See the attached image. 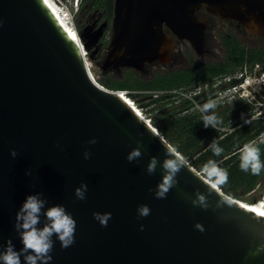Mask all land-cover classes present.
I'll use <instances>...</instances> for the list:
<instances>
[{
    "label": "water",
    "instance_id": "obj_1",
    "mask_svg": "<svg viewBox=\"0 0 264 264\" xmlns=\"http://www.w3.org/2000/svg\"><path fill=\"white\" fill-rule=\"evenodd\" d=\"M203 9L264 39V0H115L102 70L167 66L178 41L204 56ZM0 20V246L11 239L21 247L15 213L28 194L43 192L50 206L64 205L76 220L74 244L62 249L57 242L51 264H264V252L249 255L264 246V210H250L219 186L208 195L207 210L193 207L194 193L207 195L209 185L189 163L165 199L149 192L161 180L159 167L146 174L149 159L162 161L174 148L123 92L91 77L80 49L44 0H0ZM107 28L108 22L95 35L78 31L91 61ZM92 138L94 145L87 143ZM137 140L142 156L129 163ZM81 182L88 185L83 201L74 196ZM225 197L230 203L215 208ZM261 200L264 194L254 204ZM141 204L151 212L138 219ZM94 212L111 213L106 227ZM197 223L203 232L194 228Z\"/></svg>",
    "mask_w": 264,
    "mask_h": 264
},
{
    "label": "trees",
    "instance_id": "obj_2",
    "mask_svg": "<svg viewBox=\"0 0 264 264\" xmlns=\"http://www.w3.org/2000/svg\"><path fill=\"white\" fill-rule=\"evenodd\" d=\"M114 1L83 0L82 6L93 5V9H99L105 17L111 18ZM222 40L227 53L223 63L192 61L189 69L156 72L149 79L129 70L124 81L99 79L98 83L112 91L156 95L154 103L165 109H161L160 114L151 120L153 127L197 171L208 160H216L228 172L227 183L219 188L226 195L249 202L254 193L264 194V171L259 175L242 171L239 167L240 149L249 142H255L264 160V115L256 117L254 104L238 98L210 110L217 114L220 123L215 129L205 128L202 114L197 109L204 93L192 95V92L199 85H212L219 79L242 73L246 66H250L252 71L255 65H264V49H247L232 34L223 36ZM189 95L190 98L187 97ZM242 115L249 123L244 124ZM214 139L223 149L219 156L209 148Z\"/></svg>",
    "mask_w": 264,
    "mask_h": 264
},
{
    "label": "clouds",
    "instance_id": "obj_3",
    "mask_svg": "<svg viewBox=\"0 0 264 264\" xmlns=\"http://www.w3.org/2000/svg\"><path fill=\"white\" fill-rule=\"evenodd\" d=\"M3 26V21L0 20V27ZM199 112L202 114V122L205 128L215 129L220 123L217 114L210 111L216 108V101L209 100L202 105H197ZM244 124L249 123L244 116H241ZM88 144L94 145L97 143L95 138L87 141ZM136 147L133 148L126 156L129 163L139 161L142 156L141 149L143 142L136 141ZM59 146V145H57ZM209 148L214 155L219 156L223 149L214 139ZM18 152L15 149L10 150V156L16 158ZM91 153L84 151L83 158L90 159ZM188 165V161L182 155L176 153L175 149L170 152L166 150L165 158L161 161L153 156L149 159L145 172L147 175L155 174L159 167L161 171V180L156 187L149 188V192L154 194L156 199H165L169 191L178 184V173ZM239 167L244 172H250L253 175H259L264 171V160L261 159V150L255 142H249L240 149ZM196 171V170H193ZM25 175H30L26 171ZM197 177L207 185H209L208 194L196 191L195 198L191 200L193 207H199L207 210L210 207L208 195H211L212 189H217L218 186L224 185L228 181V172L221 168L216 160H208L198 171ZM88 185L81 182L79 187L75 188L74 196L77 200L83 201L86 199ZM227 201L219 200L215 204V208H220ZM230 203V201H227ZM151 209L146 204H141L137 207V217L142 219L150 215ZM264 215V212L261 213ZM93 218L100 226L106 227L111 219V213L94 212ZM143 225L140 230L143 231ZM194 228L200 232L204 231L201 224L197 223ZM13 230L16 232L21 247L17 250L16 245L11 239H8L0 246V264H51L53 259L52 252L54 246L59 242L62 249H67L75 242L76 220L73 215L62 204L49 205L48 199L43 192H33L28 194L15 213ZM260 252H264V246L252 252L250 256H257ZM248 257H245L247 260Z\"/></svg>",
    "mask_w": 264,
    "mask_h": 264
},
{
    "label": "rangeland",
    "instance_id": "obj_4",
    "mask_svg": "<svg viewBox=\"0 0 264 264\" xmlns=\"http://www.w3.org/2000/svg\"><path fill=\"white\" fill-rule=\"evenodd\" d=\"M67 6L68 9L73 13L74 15V23L76 29L78 28V22L81 21L82 17L80 15V11L82 8V4L80 6V10L78 14H75L73 12V6L70 4L72 0H63ZM83 1V0H82ZM57 3V2H56ZM58 4V3H57ZM66 11V9H64ZM234 32V35L237 40L240 42V44L247 48V49H264V39L250 35L246 32L239 31L234 29L232 27V24L225 23L224 25H220L218 29L215 30V33L212 35V38L209 40L208 45L206 47L207 52L204 54V56L200 57L198 56L195 51L192 49L191 45L184 44L181 48V53L185 55V57H181L174 63L172 66L175 70L185 69L192 65V61H199L206 64H220L225 61L226 58V49L223 45L222 37L228 34H232ZM79 34V32H78ZM83 44V42H82ZM89 56L90 53L88 52ZM92 66V73L98 82L99 79H105L112 82L116 81H124V79L127 76V73L129 72V69L127 70H121L120 72L114 71V70H102V66L104 63V60H94L91 61ZM250 69V68H249ZM264 72V65L260 64L259 67L255 65V69L251 72H249V78L247 79L246 75H244V79H246L244 82H247L248 84H252V87H247L245 84V93L251 94L250 100L248 102H252L255 107V113L256 117H259L260 115H263L264 113V85H257L258 77L260 74ZM130 73V72H129ZM245 74V72L243 71ZM140 74V77L150 78L152 75L151 73H147L145 75ZM242 73H237L234 76H228L223 79H219L215 81L212 85H199L196 87L194 92H192V95L204 93V96L201 99V104L209 101V100H215L216 101V108L220 105H224L227 103H230L236 99H238L237 94L235 91L230 89L233 82L236 83L241 81L243 78L241 77ZM234 79V81H233ZM130 93L129 96L124 95L125 99L132 104L134 109L142 116L145 120L147 119H154L160 114L161 109H165V107H161L159 104H155L154 100L157 97L156 95H148L149 93H143V92H134V91H128ZM152 96V97H150ZM188 98L191 97V95L187 96ZM133 101L137 104H134ZM259 102V103H257ZM169 106H166V108ZM198 109V108H197ZM264 138V136H263ZM261 192L254 193L250 198L249 202H245V204L249 205L251 208L258 210V207L261 204H254L256 200L260 199Z\"/></svg>",
    "mask_w": 264,
    "mask_h": 264
},
{
    "label": "flooded vegetation",
    "instance_id": "obj_5",
    "mask_svg": "<svg viewBox=\"0 0 264 264\" xmlns=\"http://www.w3.org/2000/svg\"><path fill=\"white\" fill-rule=\"evenodd\" d=\"M80 15L82 19L80 22H78L77 29L79 32H83L87 30L90 32V34L95 35L99 31L100 27L104 23L108 22V28L106 29L103 37L99 40L98 44L93 48V51L95 49H98V53L94 56V60H100V61L105 60L107 56V48L110 44L111 37H112L111 29H112L113 16L111 18H107L105 17V14L103 12H100L99 9H93V5H88V4H84L82 6ZM199 15L200 17L205 19L208 24V30L206 32V47L208 45L209 40L212 38V35L215 33V30L218 29L220 25H224L225 23L232 24V27H234V29L236 30L248 33L246 28L240 22H237L234 20L230 21V20L219 19L216 16L206 12L204 9L200 12ZM165 32L169 33L168 30H165ZM232 35H234V32H232ZM184 44L188 45L189 43L187 41H178L179 51L176 55V58L171 64L167 66H164L160 63H156L154 65L147 66L144 72H137L132 69H129V70H132L136 73H141L143 75L147 73H151L152 76L156 72H173L175 71V69L172 68L174 63H176V61L180 59L181 57L182 58L185 57V55L181 53V48ZM190 67L191 66L185 69H189ZM180 70H183V69H180Z\"/></svg>",
    "mask_w": 264,
    "mask_h": 264
},
{
    "label": "built area",
    "instance_id": "obj_6",
    "mask_svg": "<svg viewBox=\"0 0 264 264\" xmlns=\"http://www.w3.org/2000/svg\"><path fill=\"white\" fill-rule=\"evenodd\" d=\"M58 4H60V6L62 7V9H63V11L66 13V15H67V17H68V19L72 22V23H74V15H73V13L68 9V6H67V4L63 1V0H55ZM83 3V1L82 0H72V2L70 3V4H72V6H73V12L75 13V14H78L79 13V10H80V6H81V4ZM64 9H66V11L64 10ZM75 24V23H74ZM78 30V29H77ZM84 59H85V61H86V67H87V69H88V71H89V73H90V75H91V77L96 81V79H95V77H94V75H93V73H92V66H91V63H90V59H89V54H88V52L86 53V55H84ZM257 67H259L260 65L259 64H257L256 65ZM250 66H246L245 67V69H244V72H245V74L242 72V80L241 81H239V82H237L236 84H232V86L230 87V89H232L233 91H235V93L237 94V97L238 98H244V99H247V100H250V98L252 97L251 96V94L249 95V94H247V93H245V91H242V90H245V84L247 85V87H252L253 85L252 84H248L247 82H244L246 79H244V75H246V77H247V79L249 78V72H251L250 71ZM255 69V67L252 69V71ZM234 80V79H233ZM97 82V81H96ZM257 85H264V72H262L261 74H260V76L258 77V81H257ZM123 94H125V95H127V96H129L130 95V93L129 92H127V91H125V92H123ZM250 103H252V102H250ZM257 103H259V102H257ZM263 115H264V113H262ZM263 115H260L259 117H261V116H263ZM146 118V117H145ZM149 124H151L152 125V122H151V120L150 119H147L146 120ZM153 126V125H152ZM157 130V129H156Z\"/></svg>",
    "mask_w": 264,
    "mask_h": 264
},
{
    "label": "bare ground",
    "instance_id": "obj_7",
    "mask_svg": "<svg viewBox=\"0 0 264 264\" xmlns=\"http://www.w3.org/2000/svg\"><path fill=\"white\" fill-rule=\"evenodd\" d=\"M44 2L47 5V7L50 9V11L53 13V15L56 18V20L60 23L62 28L65 30V32L71 37V39L74 41V43L78 46V48L80 49V51L83 54V56L86 55L87 50L85 49L84 42L82 41L80 35L78 34V31H77V29L75 27V24L72 23L68 19L66 13L63 11V9L60 6V4H57L55 0H44ZM82 42H83V44H82ZM133 103L136 104L134 101H133ZM130 105H132V104L130 103ZM136 106H137V104H136ZM257 204H260V201ZM245 205L250 210H252L254 212H259V211L264 210V200H261V204L258 207V210H255V209L251 208L247 204H245Z\"/></svg>",
    "mask_w": 264,
    "mask_h": 264
}]
</instances>
